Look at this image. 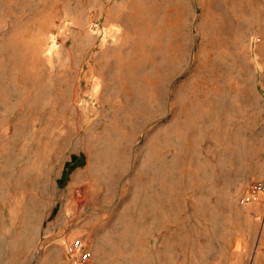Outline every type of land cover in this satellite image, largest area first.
<instances>
[{
  "label": "rangeland",
  "instance_id": "374dc122",
  "mask_svg": "<svg viewBox=\"0 0 264 264\" xmlns=\"http://www.w3.org/2000/svg\"><path fill=\"white\" fill-rule=\"evenodd\" d=\"M264 0H0V264H264Z\"/></svg>",
  "mask_w": 264,
  "mask_h": 264
},
{
  "label": "built area",
  "instance_id": "2783aa9c",
  "mask_svg": "<svg viewBox=\"0 0 264 264\" xmlns=\"http://www.w3.org/2000/svg\"><path fill=\"white\" fill-rule=\"evenodd\" d=\"M264 196V178L249 184L241 195L243 204L255 203ZM65 252L73 264H96L91 250L81 238L65 243Z\"/></svg>",
  "mask_w": 264,
  "mask_h": 264
},
{
  "label": "crops",
  "instance_id": "0c3cea01",
  "mask_svg": "<svg viewBox=\"0 0 264 264\" xmlns=\"http://www.w3.org/2000/svg\"><path fill=\"white\" fill-rule=\"evenodd\" d=\"M259 264V263H258Z\"/></svg>",
  "mask_w": 264,
  "mask_h": 264
}]
</instances>
